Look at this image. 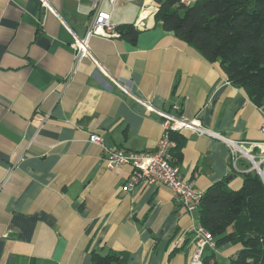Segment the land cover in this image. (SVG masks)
Segmentation results:
<instances>
[{
  "label": "crops",
  "instance_id": "1",
  "mask_svg": "<svg viewBox=\"0 0 264 264\" xmlns=\"http://www.w3.org/2000/svg\"><path fill=\"white\" fill-rule=\"evenodd\" d=\"M48 2L52 10L41 0H0V264H93L94 253L110 252L127 254L126 264H193L198 211L163 185L127 189L131 165L108 167L90 134L112 148L156 149L163 127L150 103L226 138L263 141L264 106L219 61L164 29L155 0ZM98 8L117 27L134 24L136 39L94 35L99 64L77 62L73 34L85 35ZM181 133L184 179L202 193L223 179L241 187L246 158L234 163L225 140ZM241 248L227 242L201 260L231 264Z\"/></svg>",
  "mask_w": 264,
  "mask_h": 264
},
{
  "label": "trees",
  "instance_id": "2",
  "mask_svg": "<svg viewBox=\"0 0 264 264\" xmlns=\"http://www.w3.org/2000/svg\"><path fill=\"white\" fill-rule=\"evenodd\" d=\"M156 18L166 30L194 46L206 59L219 61L228 80L264 106V0H155ZM121 36L135 40L134 24L118 27ZM182 131L173 162L178 164L186 142ZM199 222L211 233L215 246L242 244L231 264H264V180L256 170L243 177L240 188L226 179L214 182L202 195ZM127 254L94 253L93 264H126ZM203 264H220L214 254Z\"/></svg>",
  "mask_w": 264,
  "mask_h": 264
},
{
  "label": "built area",
  "instance_id": "3",
  "mask_svg": "<svg viewBox=\"0 0 264 264\" xmlns=\"http://www.w3.org/2000/svg\"><path fill=\"white\" fill-rule=\"evenodd\" d=\"M46 10H52L48 0H41ZM115 5L118 0H109ZM186 3V0H180ZM158 10V7L155 8ZM112 13L98 8L88 29L83 36L74 35L71 47L77 62L85 57L91 58L97 64L89 40L94 35L104 37H118L121 35L118 27L112 22ZM141 19V18H140ZM142 20L137 22L138 26ZM148 111H155L161 117L163 134L156 149L152 151L131 150L123 147H110L105 143L104 137L98 133L90 134V141L100 145L106 155L108 167L130 164L132 172L126 181V188L133 189L137 184H155L169 187L174 192V198L182 203L189 212L196 211L200 204L203 193L194 186L192 180L184 179L179 164L173 162V147L176 141L171 137L172 131L193 130L200 135H210L225 140L236 163L240 158H246L251 170H256L264 180V140L263 141H239L226 138L219 132L210 130L204 126L198 117L184 118L174 116L165 110H158L152 104L146 103ZM264 134V124L261 126ZM196 247L192 256L193 264H200L206 249L215 247L211 233L199 222L193 229Z\"/></svg>",
  "mask_w": 264,
  "mask_h": 264
}]
</instances>
